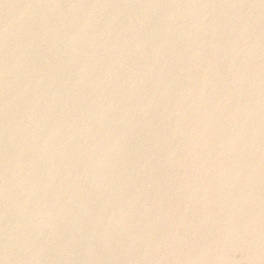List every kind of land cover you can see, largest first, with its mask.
Segmentation results:
<instances>
[{"label": "water", "instance_id": "water-1", "mask_svg": "<svg viewBox=\"0 0 264 264\" xmlns=\"http://www.w3.org/2000/svg\"><path fill=\"white\" fill-rule=\"evenodd\" d=\"M0 264H264V0H0Z\"/></svg>", "mask_w": 264, "mask_h": 264}]
</instances>
